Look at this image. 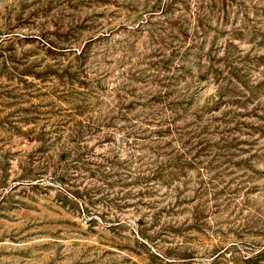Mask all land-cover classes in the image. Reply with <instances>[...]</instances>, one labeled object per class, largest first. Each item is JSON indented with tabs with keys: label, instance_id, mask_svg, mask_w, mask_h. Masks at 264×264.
Wrapping results in <instances>:
<instances>
[{
	"label": "rangeland",
	"instance_id": "374dc122",
	"mask_svg": "<svg viewBox=\"0 0 264 264\" xmlns=\"http://www.w3.org/2000/svg\"><path fill=\"white\" fill-rule=\"evenodd\" d=\"M0 264H264V0H0Z\"/></svg>",
	"mask_w": 264,
	"mask_h": 264
}]
</instances>
